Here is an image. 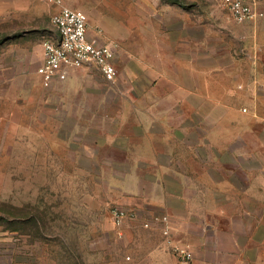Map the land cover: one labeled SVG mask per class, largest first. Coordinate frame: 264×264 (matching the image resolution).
<instances>
[{"label":"rangeland","instance_id":"374dc122","mask_svg":"<svg viewBox=\"0 0 264 264\" xmlns=\"http://www.w3.org/2000/svg\"><path fill=\"white\" fill-rule=\"evenodd\" d=\"M160 1L172 5L168 24L182 18L165 38L181 35L184 54L192 44L205 62L246 56L264 65V15L237 22L221 0H183L188 14ZM67 2L87 12L92 33L119 44L118 77L87 66L43 85L44 33L0 17V264H146V227L116 223L113 210L137 204L135 188L146 193V151L190 146V113L208 104L177 102L165 81L149 85V0ZM46 31L56 34L51 22ZM214 75L202 71L203 94Z\"/></svg>","mask_w":264,"mask_h":264},{"label":"crops","instance_id":"0c3cea01","mask_svg":"<svg viewBox=\"0 0 264 264\" xmlns=\"http://www.w3.org/2000/svg\"><path fill=\"white\" fill-rule=\"evenodd\" d=\"M149 3V85L165 81L173 87L177 102L208 106L190 113V146L146 151V193L144 187L128 192L138 203L127 208L123 222L139 220L146 227V264H178L165 229L193 250L194 264H264V65L246 56L247 63L240 56L205 62L192 44L190 54H184L181 35L178 43L165 38L166 32L181 31L182 18L174 27L166 21L172 5L160 0ZM61 4L69 3L0 0V17L28 24L25 30L44 33V40L53 36L47 25H53L52 15ZM174 4L190 13L185 1ZM193 21L197 25L190 17L192 27ZM40 56L39 65L43 43ZM88 67L72 69L65 79L72 80L73 74ZM209 69L215 75L203 94L202 71Z\"/></svg>","mask_w":264,"mask_h":264},{"label":"built area","instance_id":"2783aa9c","mask_svg":"<svg viewBox=\"0 0 264 264\" xmlns=\"http://www.w3.org/2000/svg\"><path fill=\"white\" fill-rule=\"evenodd\" d=\"M61 3L62 0H54ZM231 17L237 22L253 20L264 15L261 0H221ZM56 34L43 40V61L37 72L45 86L68 77L72 69L87 66L97 67L109 82H115L118 69L115 57L119 49L116 41H102L100 34L92 33L87 12L78 7L61 4L52 15ZM127 210L115 208L113 216L121 224ZM149 225V222H145ZM168 243L178 258V264H194V252L186 244L170 237L165 229Z\"/></svg>","mask_w":264,"mask_h":264},{"label":"trees","instance_id":"16d2710c","mask_svg":"<svg viewBox=\"0 0 264 264\" xmlns=\"http://www.w3.org/2000/svg\"><path fill=\"white\" fill-rule=\"evenodd\" d=\"M175 1H179V2H182L183 0H175Z\"/></svg>","mask_w":264,"mask_h":264}]
</instances>
